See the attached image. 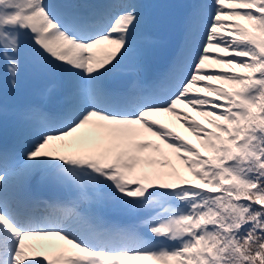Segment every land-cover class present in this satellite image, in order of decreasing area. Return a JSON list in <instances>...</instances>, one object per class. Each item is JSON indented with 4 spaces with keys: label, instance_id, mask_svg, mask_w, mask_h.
Wrapping results in <instances>:
<instances>
[{
    "label": "snow or ice",
    "instance_id": "obj_1",
    "mask_svg": "<svg viewBox=\"0 0 264 264\" xmlns=\"http://www.w3.org/2000/svg\"><path fill=\"white\" fill-rule=\"evenodd\" d=\"M141 20L133 0H0V69L12 86L25 59L73 78L61 111L19 113L33 130L22 152L0 149V264H264V0L199 5L187 28L204 33L166 90L120 102L101 81ZM102 44L114 48L99 57ZM157 113L177 116L197 142ZM37 176L69 190L44 215L28 191ZM105 198L148 215L109 223Z\"/></svg>",
    "mask_w": 264,
    "mask_h": 264
},
{
    "label": "rangeland",
    "instance_id": "obj_2",
    "mask_svg": "<svg viewBox=\"0 0 264 264\" xmlns=\"http://www.w3.org/2000/svg\"><path fill=\"white\" fill-rule=\"evenodd\" d=\"M206 1V3H211V1L212 0H205ZM200 36H202V31H201V29H200V27H199V29H198V31H197V35H196V37H194V38H190V42H189V44L191 43V40L192 39H199V37ZM187 51H188V49H187ZM213 51H216V50H213ZM206 67H209L210 69H219L221 66H219V65H213V64H211V62L209 61V62H206ZM212 83H216L215 81H213ZM197 86H194V90H195V88H196ZM179 105H176V108L179 110V111H181V112H183V113H187L189 116H192V117H195L197 120H200L201 121V123H204V119H203V117H200V116H198L192 109H191V107L190 106H186V105H184V104H182V103H178ZM180 106V107H179ZM164 115H166V114H168V113H163ZM154 116L155 115H157V114H153ZM169 115H171V117L173 118V120H172V122L170 123V126H168V127H170V128H172L173 129V131H176V132H179L180 133V131H182L184 134L186 133V129H185V127L181 124V122H180V120L177 118V116H175V115H172L171 113H169ZM188 132V131H187ZM68 139H71V138H68ZM194 140H195V137L193 138ZM196 141V140H195ZM197 142V141H196ZM162 147H164L163 145H162ZM190 175V174H189ZM114 208L116 209V210H120L122 213H123V215L124 216H126L128 219H130V220H136V219H141V218H143L144 216H147L148 215V213L147 212H144V211H135V210H131V209H128V208H126V207H124V206H121V205H119L118 203H115V205H114ZM139 264H155V262H153V261H140L139 262Z\"/></svg>",
    "mask_w": 264,
    "mask_h": 264
},
{
    "label": "bare ground",
    "instance_id": "obj_3",
    "mask_svg": "<svg viewBox=\"0 0 264 264\" xmlns=\"http://www.w3.org/2000/svg\"><path fill=\"white\" fill-rule=\"evenodd\" d=\"M137 42H132V44H136ZM114 46L113 45H108V44H102L101 46H99L95 51L97 56L99 57H103V55H105L106 52L113 50ZM184 56V51L181 54V58L183 59ZM153 119L158 120V122L165 124L167 127L170 125V123L172 122L173 118L171 117V115L166 114L164 115L163 113H157V115H153L152 116ZM186 139L191 140L194 138V136L190 133L186 131ZM143 138H147V139H151L153 140V142L157 143V141L159 142V140H157L155 137H152L150 133H146ZM161 148L162 144H161ZM151 151V150H150ZM60 189V188H59ZM54 239L56 242H58L61 245H66V242L64 241H59L58 238H52ZM67 247H71L70 245H66ZM130 264H138V263H130Z\"/></svg>",
    "mask_w": 264,
    "mask_h": 264
}]
</instances>
